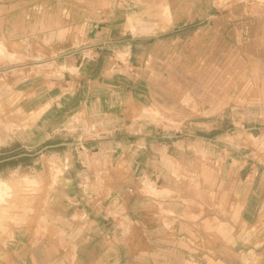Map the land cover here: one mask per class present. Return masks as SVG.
Wrapping results in <instances>:
<instances>
[{
	"label": "crops",
	"instance_id": "0c3cea01",
	"mask_svg": "<svg viewBox=\"0 0 264 264\" xmlns=\"http://www.w3.org/2000/svg\"><path fill=\"white\" fill-rule=\"evenodd\" d=\"M177 2L0 0V99L8 109L20 94L40 112L37 142L0 135V181L39 183L16 194L37 213L0 224V264H225L224 249L236 252L255 184L245 173L264 153L236 135L222 149L143 119L184 109L190 93L170 85L175 56L150 49L166 8V29L187 24Z\"/></svg>",
	"mask_w": 264,
	"mask_h": 264
},
{
	"label": "rangeland",
	"instance_id": "374dc122",
	"mask_svg": "<svg viewBox=\"0 0 264 264\" xmlns=\"http://www.w3.org/2000/svg\"><path fill=\"white\" fill-rule=\"evenodd\" d=\"M177 1L178 8L186 5L190 10V14L184 15L187 24L179 29H166L170 23L166 8L155 24L158 42L156 45L152 42L150 49H155L159 56L165 53L175 56L166 66L174 73L169 79L170 85L184 87L190 93L181 99L184 109H153L144 113L143 119L154 123L151 124L154 129L156 124L163 123L165 131L188 136L190 141L201 139L215 143L222 149L232 141L228 136L236 135L234 139L238 143H246L254 151L264 153V0ZM149 31L141 30V33ZM2 47L0 45V57L4 54ZM21 98L20 94L13 95L10 102L14 106L8 109L4 102L6 97L3 95V100L0 99V135L20 139L30 134L31 140L37 142L31 131L40 112L26 110L18 104ZM75 119L84 122L86 118L78 114ZM57 148L51 146L45 151L43 160L51 167L57 164L51 155ZM20 149L15 147V151ZM8 161L18 165L22 158L18 156ZM252 163L245 173L255 183L251 206L242 217L238 213L236 252L224 249L225 264H264V172L260 176L264 171V157H254ZM3 182H0L4 189V197L0 200V224L12 219L11 215L16 219L18 213H37L34 199L16 195L17 191L37 192V181L26 179V186H18L17 191L16 187L11 190V186ZM237 210L234 208V212Z\"/></svg>",
	"mask_w": 264,
	"mask_h": 264
},
{
	"label": "bare ground",
	"instance_id": "6f19581e",
	"mask_svg": "<svg viewBox=\"0 0 264 264\" xmlns=\"http://www.w3.org/2000/svg\"><path fill=\"white\" fill-rule=\"evenodd\" d=\"M1 183H4L3 181H0ZM0 183V184H1ZM3 188H2V186L0 185V200L2 199V197H4V195H3Z\"/></svg>",
	"mask_w": 264,
	"mask_h": 264
}]
</instances>
